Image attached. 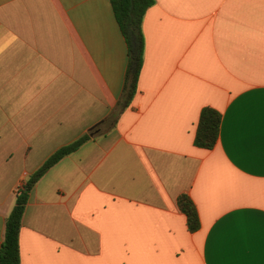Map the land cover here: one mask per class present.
Returning a JSON list of instances; mask_svg holds the SVG:
<instances>
[{
    "label": "crops",
    "instance_id": "1",
    "mask_svg": "<svg viewBox=\"0 0 264 264\" xmlns=\"http://www.w3.org/2000/svg\"><path fill=\"white\" fill-rule=\"evenodd\" d=\"M143 33L116 116L130 55L111 0H0V247L18 189L90 135L33 187L21 264H264V0H156Z\"/></svg>",
    "mask_w": 264,
    "mask_h": 264
},
{
    "label": "trees",
    "instance_id": "2",
    "mask_svg": "<svg viewBox=\"0 0 264 264\" xmlns=\"http://www.w3.org/2000/svg\"><path fill=\"white\" fill-rule=\"evenodd\" d=\"M111 2L116 18L127 39L130 55L123 92L113 113L119 116L130 106L138 90V81L144 61L143 20L147 10L156 3V0H111ZM221 120L222 116L219 111L212 107H205L201 113L195 144L207 149L214 148L219 138ZM89 138L90 135L85 134L58 149L18 189L15 206L6 219L5 236L0 247V264H21L20 231L33 187L50 168L64 157L75 152ZM178 206L187 216L190 231L199 230L201 220L192 198L188 194L180 195Z\"/></svg>",
    "mask_w": 264,
    "mask_h": 264
}]
</instances>
